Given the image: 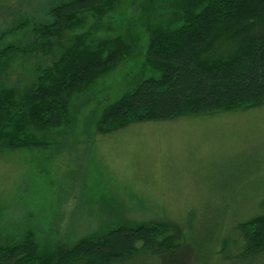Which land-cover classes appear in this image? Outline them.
<instances>
[{"label":"rangeland","instance_id":"374dc122","mask_svg":"<svg viewBox=\"0 0 264 264\" xmlns=\"http://www.w3.org/2000/svg\"><path fill=\"white\" fill-rule=\"evenodd\" d=\"M49 1L0 0V31L26 19L7 40L28 45ZM169 16L163 0H118L64 33L115 39L127 52L71 97L69 122L48 145L0 151V243L26 235L72 245L120 222L163 224L175 248L161 256L140 249L112 264H229L215 258L222 242L237 222L264 213V101L99 125L107 104L157 75L144 58L146 26ZM61 43L17 55L4 81L21 93Z\"/></svg>","mask_w":264,"mask_h":264},{"label":"trees","instance_id":"16d2710c","mask_svg":"<svg viewBox=\"0 0 264 264\" xmlns=\"http://www.w3.org/2000/svg\"><path fill=\"white\" fill-rule=\"evenodd\" d=\"M117 1L51 0L45 19L33 24L28 45L7 40L28 20L0 31V151L48 145L52 130L60 131L69 122L71 97L127 52L115 39L92 38L87 31L63 37L85 14L101 15ZM163 2L170 5L171 16L146 26L144 58L157 75L145 76L107 104L100 127L114 129L146 117L164 120L185 111L205 113L264 101V0ZM57 39L63 43L52 49L54 58L37 66L21 93L4 81L17 55L47 49L45 44ZM220 40L225 45L215 50ZM167 231L163 224L120 222L72 245L40 243L25 235L0 243V264L125 263L140 249L161 256L176 247L175 236ZM215 255L229 264H264V213L237 222Z\"/></svg>","mask_w":264,"mask_h":264}]
</instances>
